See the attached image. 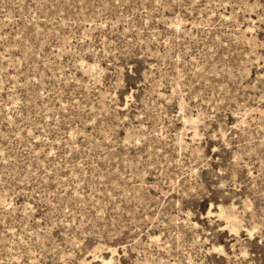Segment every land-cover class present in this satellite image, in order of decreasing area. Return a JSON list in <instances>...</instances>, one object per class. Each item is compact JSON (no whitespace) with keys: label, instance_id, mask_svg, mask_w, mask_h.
Wrapping results in <instances>:
<instances>
[{"label":"rangeland","instance_id":"rangeland-1","mask_svg":"<svg viewBox=\"0 0 264 264\" xmlns=\"http://www.w3.org/2000/svg\"><path fill=\"white\" fill-rule=\"evenodd\" d=\"M109 258L264 264V0H0V264Z\"/></svg>","mask_w":264,"mask_h":264},{"label":"bare ground","instance_id":"bare-ground-1","mask_svg":"<svg viewBox=\"0 0 264 264\" xmlns=\"http://www.w3.org/2000/svg\"><path fill=\"white\" fill-rule=\"evenodd\" d=\"M234 207V206H233ZM233 209V208H232ZM233 211V210H232ZM235 211V210H234ZM227 212V211H226ZM233 213V212H232ZM231 213V214H232ZM230 213H229V211H228V213H225L224 212V210L222 209V208H220L219 209V213H218V215L221 217V216H223L224 218H225V220H226V222H225V225L228 227V228H230V230H234V231H237L238 230V222L236 221V218H235V216L232 214L231 215ZM237 216V215H236ZM222 217V218H223ZM239 220V219H238ZM240 223V222H239ZM225 226V227H226ZM112 259H103L102 260V264H111L112 263V261H111Z\"/></svg>","mask_w":264,"mask_h":264}]
</instances>
